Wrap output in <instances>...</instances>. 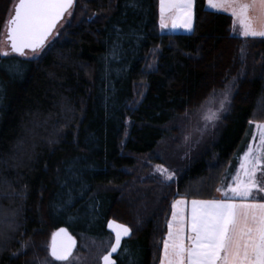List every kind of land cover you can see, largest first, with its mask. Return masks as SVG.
<instances>
[{"label":"trees","instance_id":"1","mask_svg":"<svg viewBox=\"0 0 264 264\" xmlns=\"http://www.w3.org/2000/svg\"><path fill=\"white\" fill-rule=\"evenodd\" d=\"M17 1L0 0V38ZM231 23L195 0L193 31L162 33L157 0H77L36 57L0 56V264L69 263L89 239L99 259L109 219L132 231L117 264H159L172 203L216 198L249 121L264 124V40ZM225 88L219 137L161 190L159 144ZM61 227L77 246L60 263L48 246Z\"/></svg>","mask_w":264,"mask_h":264},{"label":"snow or ice","instance_id":"2","mask_svg":"<svg viewBox=\"0 0 264 264\" xmlns=\"http://www.w3.org/2000/svg\"><path fill=\"white\" fill-rule=\"evenodd\" d=\"M193 2L160 0L161 27L167 26L165 11H175L178 14L176 20L182 21L179 26L191 32ZM73 4L74 0H18L14 15L7 20L12 52L23 56L25 49L33 53L43 49L56 24ZM208 4L217 10L230 5L234 29L239 21V35L264 38V27L257 30L249 16L253 9H258L264 24V0H208ZM176 26L174 21L173 27ZM230 95L229 88L219 100V111L226 109ZM204 118L211 122L219 118L218 112L213 111ZM252 123L250 120L249 124ZM254 128L252 142L237 157L239 166L232 176V183L226 189H216L222 198L191 200L187 218L188 202L179 199L172 203L171 220L167 223V236L162 241L163 253L159 264H264V124H255ZM156 171L165 180L173 179L169 169L161 165L156 166ZM108 227L115 232V244L103 256V261L104 264H116L112 253L117 252L122 237L129 236L131 229L115 222H109ZM186 228L189 235L185 233ZM58 237H63L68 243L58 247ZM73 245L72 237L61 228L52 236L50 254L56 260H67Z\"/></svg>","mask_w":264,"mask_h":264},{"label":"rangeland","instance_id":"3","mask_svg":"<svg viewBox=\"0 0 264 264\" xmlns=\"http://www.w3.org/2000/svg\"><path fill=\"white\" fill-rule=\"evenodd\" d=\"M2 1V0H1ZM2 3V2H1ZM206 9L208 11L212 12H218V13H223L227 14L230 17L231 12V6L230 5H224L223 10H217L213 7H211L208 3L206 4ZM1 10V9H0ZM1 12V11H0ZM250 18L253 20L254 27L257 28V30H260L262 27H264V24H262L260 20V13L258 9H253L249 13ZM71 17V16H70ZM69 17V18H70ZM69 20V19H68ZM66 25V21L61 24V26L56 27L55 31L52 33L50 41H53L55 38H58V36L61 34L63 31L64 27ZM233 23H231V34L235 37L243 38L246 39L245 37L239 35L240 28H239V21L236 22V27L235 29L232 28ZM6 31H7V24L5 25L2 36L0 38V53L2 52H9L8 50V43L5 41L6 38ZM235 33V34H234ZM249 39H254V40H264V38H251L247 37ZM2 56V55H0ZM10 56V55H7ZM36 53H27L25 57L28 58H34L36 57ZM5 57V56H2ZM229 88H225L222 90V92L217 93V96L215 98L208 100L204 105L198 109L197 111L186 113L183 116L179 117L177 120L176 125H171V128H175L174 132H171V135H167L166 141L164 143L159 144V148L157 149L158 151L155 152V156L158 157L159 159V165L169 169V171L173 174V179L168 181L165 180L163 176L160 175L156 171V166L153 168V172H150V175L153 176L155 173H157L159 176L157 182L162 181L161 187H159L161 190L162 188H165L167 185L170 183H173L176 181L179 177L180 170L183 167H186L187 163L189 162V159L193 155H197L198 153H203L206 151L209 146L211 145L212 142H215L217 138L220 135V132L222 131L224 125L227 123V119L230 117L232 111H229L228 105H226V109L223 111H219V100L222 98L224 92L228 90ZM232 94V90H231ZM231 96V95H230ZM217 111L218 112V119H215L213 121H208L204 117L206 115H211V112ZM255 124H260V123H252L251 125L248 124L247 130L245 132V135L243 137V140L238 146V149L236 150L235 154H233L231 161L229 162L228 167L226 168L224 174L222 175V178L220 180L219 186L218 187H223L227 188L228 184L232 183V176L235 174L238 166H239V161L237 157L241 156L244 151L247 149L248 145L250 142H252V136L253 132L255 130L254 126ZM256 142L258 143V136ZM183 163L181 164L179 169H176V165L171 163L172 160L175 159ZM177 161H174V163H177ZM260 175V173H258ZM149 183L145 184V187H141V192L149 191V190H154V187H151L153 184V181H148ZM158 195L155 196L157 199L161 198L160 195L162 194L161 192H158ZM222 198L221 194L216 192V198ZM157 202V201H156ZM169 220V217H168ZM167 220V223H168ZM112 241V238H111ZM110 241V244H111ZM110 246V245H109ZM108 246V248H109ZM96 248V243L89 240H83L81 244L79 245V252L77 255H72L71 258L72 261L69 263H62V264H100V258L103 254H105L108 250L106 251L99 257V259H95L96 256L91 253V249ZM99 250V249H98ZM70 258V259H71ZM61 263V262H60ZM43 264H51V263H43Z\"/></svg>","mask_w":264,"mask_h":264},{"label":"water","instance_id":"4","mask_svg":"<svg viewBox=\"0 0 264 264\" xmlns=\"http://www.w3.org/2000/svg\"><path fill=\"white\" fill-rule=\"evenodd\" d=\"M17 4H18V2L15 4L14 9H15V7H16ZM13 15H14V10H13V14H12V16H13ZM12 16H11V17H12ZM5 41L8 43L9 51H10L11 54L16 55V56H21V55H19V54H17V53H13L12 50H11V44H10V40H9V36H8V24H7V31H6V38H5ZM26 52H31V51L28 50V49H25V53H26ZM109 222H115L116 224H123V223L118 222V221L113 220V219H109V220L107 221L106 226H105V230L110 234V236H111V238H112V241H111V244H110V246H109L107 252L101 256V258H100V264H104L103 256L107 255V254L111 251V246L115 244V232L112 231V230L108 227ZM123 225H125V224H123ZM125 226H127V225H125ZM127 227H129V226H127ZM61 228L65 229L66 232H67V234H68L69 236H71V237H72V240L74 241V245H73V247H72V251H71V255H72L73 251L75 250V248H76V246H77V240H76V238H75V237H74V236H73V235H72V234H71L66 228H64V227H61ZM61 228H58L57 230H55V231L53 232V234L56 233V232H58ZM129 228H130V227H129ZM53 234L51 235L50 240H49L48 255H49V257H50L53 261H56V262H64V261H66V260H56V259H54V258L51 256V254H50V253H51V248H50V246H51V243H52V236H53ZM131 236H132V231H131V233H130L129 236H123L122 239H121V246H120V248L117 250L116 253H112V259L115 260V262H116V257H117V255H118V253H119V251H120V249H121V247H122V245H123V242L129 240V239L131 238ZM66 243H68V241H67L66 239H64L63 237H58V238H57V246H58V247H60V246L63 245V244H66ZM71 255H70V256H71ZM70 256H69V257H70ZM116 264H117V263H116Z\"/></svg>","mask_w":264,"mask_h":264},{"label":"crops","instance_id":"5","mask_svg":"<svg viewBox=\"0 0 264 264\" xmlns=\"http://www.w3.org/2000/svg\"><path fill=\"white\" fill-rule=\"evenodd\" d=\"M195 2V0H194ZM194 2H193V9H192V31L194 28ZM208 3V0H206V4ZM167 8V6H166ZM157 9H158V13H159V27H160V31L162 33H183V34H190L191 32L185 30L183 27L179 26L180 23H182V21H177L176 17H177V13L175 11L169 12V11H165V23H166V27L162 28L161 27V16H160V0H157ZM218 13V12H217ZM223 14V13H222ZM227 15V14H226ZM174 21L177 23L176 27H173V23ZM231 22L233 23V17H231ZM233 28V26H232ZM215 199H219V197L215 198ZM188 202L187 204V208H186V218L188 216H190V210H191V200H186ZM171 212H172V208L170 211V215H169V220L168 222L171 220ZM185 233L186 235H189L190 232L189 230L186 228L185 229ZM167 236V231H166V235L165 238ZM162 253H163V247H162Z\"/></svg>","mask_w":264,"mask_h":264},{"label":"flooded vegetation","instance_id":"6","mask_svg":"<svg viewBox=\"0 0 264 264\" xmlns=\"http://www.w3.org/2000/svg\"><path fill=\"white\" fill-rule=\"evenodd\" d=\"M76 3H77V0H74L73 7H72L71 9H69L68 12H66V13L64 14L63 18H62L60 21H58V23L56 24V27L61 26V24H63L66 20L69 19V17L72 15L73 11L75 10ZM56 27L53 29L52 33L55 31ZM51 35H52V34H51ZM51 35L48 37L47 41L45 42V46H46V45L48 44V42L50 41ZM45 46H44V47H45ZM8 50H9V48H8ZM41 50H43V49L38 50L36 53H39ZM27 53H32V51H31V52H26L25 55H26ZM25 55H24V56H25Z\"/></svg>","mask_w":264,"mask_h":264}]
</instances>
